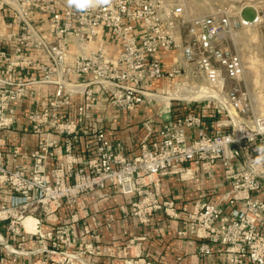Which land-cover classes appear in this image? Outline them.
<instances>
[{
	"label": "built area",
	"instance_id": "2783aa9c",
	"mask_svg": "<svg viewBox=\"0 0 264 264\" xmlns=\"http://www.w3.org/2000/svg\"><path fill=\"white\" fill-rule=\"evenodd\" d=\"M224 3L204 15L194 13L189 0H108L85 11L62 9L55 0H0V11L12 10L18 25L17 33L0 37V131L18 122L16 105L30 84L56 87L49 103L29 115L32 132L45 135L30 155L18 145L8 147L0 137V186L14 194L10 205L0 206V223H7L12 239L21 244L60 236L61 243L78 249V257L113 255L114 249L98 244L100 227L82 199L85 193L111 185L129 197L120 207L124 215L142 224H150L156 213L177 219L176 203L161 197V177L200 181L213 178L221 164L231 184L222 201L227 209L201 202L191 212L183 208L188 222L179 235L201 240L200 256H210L212 244H218L225 248L228 264H264V159L253 150L264 146V114L258 110L262 90L250 81L246 63L230 44L242 29L264 27V0ZM248 8L255 12L252 21L242 16ZM36 15L48 18L45 33L35 24ZM101 28L120 42L116 56L108 44L99 43ZM9 40H14L11 49L5 45ZM31 69L41 72L32 83L20 76ZM165 79L173 89H156ZM203 90L213 99H225L219 109L226 120L216 121L214 133L206 129L197 106L167 116L158 138L152 140L149 132L139 152L130 156L124 142L87 126L101 93L115 108L132 112L146 101L156 103L160 95L182 98L183 107H190L204 100L198 95ZM78 97L82 101L75 105ZM82 138L87 141L78 150ZM5 148L11 168L3 163ZM58 152L63 161L49 167ZM63 206L73 210L67 224L59 219ZM28 218L34 220L31 229L25 225ZM83 219L93 226L84 225L78 235L75 227ZM47 222L56 232L42 230ZM127 256V264H152L139 248Z\"/></svg>",
	"mask_w": 264,
	"mask_h": 264
},
{
	"label": "crops",
	"instance_id": "0c3cea01",
	"mask_svg": "<svg viewBox=\"0 0 264 264\" xmlns=\"http://www.w3.org/2000/svg\"><path fill=\"white\" fill-rule=\"evenodd\" d=\"M34 22L45 33L48 18L36 15ZM17 32L18 25L14 12L10 9L0 11V37ZM99 43L108 44L109 53L112 56H116L121 50L120 42L105 28L100 29ZM5 45L11 49L14 46V40L6 41ZM32 55L41 59L38 52L34 51ZM20 76L32 83L41 77V72L31 69ZM172 83L169 79L160 80L155 84V88L158 90H161V88L170 89ZM55 91L56 87L54 85L30 84L27 87L26 97L16 105L18 122L12 129L0 131V137L7 141L8 147L18 145L26 156L30 155L37 147L38 141L45 135L32 132L29 115L35 109H43L54 96ZM81 101V98H76L75 105H78ZM153 107L146 101L132 112L121 111L111 104L109 96L101 93L87 126L93 131L105 130L112 139L124 142L127 154L133 156L139 152L141 140L151 131L153 132L152 140H156L159 130L165 124L162 111L155 110ZM194 109L198 110V108L175 106L169 116L173 117L177 113L185 114ZM200 112L204 117L206 129L210 133H214L216 131L217 116H209L201 109ZM85 140L87 141V138H82L81 143L77 146L78 150L83 149L82 146ZM257 146L255 145L253 150L257 157L261 158L256 150ZM63 159V153L58 152L56 160L50 161L48 165L53 167L62 162ZM3 163L8 168L12 167L10 151L7 148L4 150ZM236 166L239 167V164H236ZM230 190L231 184L226 179L221 164H218L215 168L213 178L206 177L200 181H184L177 175L162 176L160 179L161 197L173 200L176 203L179 217L170 219L163 213H156L150 224H142L137 218L126 216L121 212L120 207L127 204L129 197L123 195L119 189L108 185L101 191L92 190L87 192L82 196V199L86 203L90 214L97 219L100 227L101 238L98 244L102 247H111L114 249V254L84 256L82 264H127L126 255L132 256L138 248L152 264H228L229 256L222 245L212 244V254L203 257L198 254L197 250L201 240L181 237L179 233L186 230L188 222V213L183 208L191 212L196 203L201 202L221 203L227 209L226 204L222 201ZM13 196L14 194L10 188L0 186V206L10 205ZM72 213V209L63 206L59 211L60 223L67 224ZM110 216H112V220L108 223L107 218ZM86 224L93 226L90 219H83L76 224L75 231L78 235H80L81 228ZM54 226L53 223L47 222L42 226V230L45 232L50 231ZM1 230L3 233L4 229ZM5 236L9 237L7 232ZM35 239L34 241L31 239L28 248L37 246L38 237H35ZM82 239L85 242H90V237ZM131 240H135V242L129 247ZM190 240L193 242L192 245Z\"/></svg>",
	"mask_w": 264,
	"mask_h": 264
},
{
	"label": "rangeland",
	"instance_id": "374dc122",
	"mask_svg": "<svg viewBox=\"0 0 264 264\" xmlns=\"http://www.w3.org/2000/svg\"><path fill=\"white\" fill-rule=\"evenodd\" d=\"M55 1L62 9L69 6L67 0ZM189 5L194 13L206 15L214 12L221 5H225V3L224 0H189ZM242 16L245 20L252 21L255 17V12L248 8L243 12ZM230 44L231 46H233V44L236 46L237 51L246 63L247 74L250 77V81L256 88L258 87L262 90V95L261 92L259 93L260 98H258V110L260 113L264 114V27L242 29L238 33L237 38L232 42L230 41ZM170 89H173V83L172 88ZM223 99L224 98L214 100L213 98H210L209 100H201L200 103L195 105L192 104L189 108L199 106V109L206 112L207 115H215L218 118L217 120H226V113L219 109L223 107L225 102V99ZM180 100L184 99L169 100V108L171 106V110H173L175 106H185ZM191 100L196 99L192 98ZM149 105L154 106L153 108L155 110L164 111L163 103L156 102ZM169 108L167 109V112L162 113L163 118L169 116ZM1 225H3V233ZM42 225L44 224L42 223ZM6 228L7 223H0V233L4 239V241L3 239L0 240V264H82L83 257H78L80 254V252L77 251L78 249L69 247V243L67 242L65 244L61 243L60 241L62 240L60 236H58V238L53 237V239H48L47 237L43 239L38 238L37 246L34 248H28V244L30 241H34L35 237L32 240L27 239L20 244L18 240L12 239V235H9L8 232L9 237L5 236ZM29 228L31 229V227ZM53 232H56V226L53 227ZM75 254L77 255V258H73V255ZM88 255L89 254H86L84 256Z\"/></svg>",
	"mask_w": 264,
	"mask_h": 264
},
{
	"label": "clouds",
	"instance_id": "9594fccd",
	"mask_svg": "<svg viewBox=\"0 0 264 264\" xmlns=\"http://www.w3.org/2000/svg\"><path fill=\"white\" fill-rule=\"evenodd\" d=\"M70 7L77 11H85L93 7L102 6L108 3V0H67ZM257 152L264 159V146H257Z\"/></svg>",
	"mask_w": 264,
	"mask_h": 264
},
{
	"label": "bare ground",
	"instance_id": "6f19581e",
	"mask_svg": "<svg viewBox=\"0 0 264 264\" xmlns=\"http://www.w3.org/2000/svg\"><path fill=\"white\" fill-rule=\"evenodd\" d=\"M66 1V0H65ZM237 37H235V39H236ZM162 90V89H161ZM198 95L201 97V99H204V100H209L211 97H210V93H208V92H205L204 90L203 91H201L200 93H198ZM198 95H196L195 97H197ZM175 96L174 95H169V96H166V95H160V96H158V97H156V99L155 100H157V103H163V110L164 111H162V113H164V112H167V109L169 108V100L171 99V98H174ZM191 98L192 97H186V99L187 100H191ZM216 99H220V97L219 96H216V98H214V100H216ZM224 100V99H223ZM161 111V110H160ZM25 224H26V226L29 228V227H31L32 228V226H33V224H34V220H32V219H30V218H28L26 221H25Z\"/></svg>",
	"mask_w": 264,
	"mask_h": 264
}]
</instances>
